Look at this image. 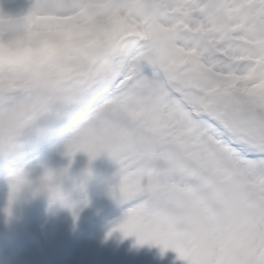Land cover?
I'll return each mask as SVG.
<instances>
[{
	"label": "snow or ice",
	"instance_id": "obj_1",
	"mask_svg": "<svg viewBox=\"0 0 264 264\" xmlns=\"http://www.w3.org/2000/svg\"><path fill=\"white\" fill-rule=\"evenodd\" d=\"M19 18L47 40L0 54L9 205L66 199L49 151L104 154L126 205L110 231L185 264H264V0H32Z\"/></svg>",
	"mask_w": 264,
	"mask_h": 264
},
{
	"label": "rangeland",
	"instance_id": "obj_2",
	"mask_svg": "<svg viewBox=\"0 0 264 264\" xmlns=\"http://www.w3.org/2000/svg\"><path fill=\"white\" fill-rule=\"evenodd\" d=\"M31 4L32 0H0V16H22ZM45 156L47 160L40 163L58 178L66 203L52 201L47 191L33 195L21 189L9 205L4 173L0 177V264H185L171 249L161 253L157 245H138L134 236L110 231L126 209L109 195L116 173L111 159L101 154L89 162L86 154L77 153L69 163L62 149ZM41 174L37 167L30 179L35 181Z\"/></svg>",
	"mask_w": 264,
	"mask_h": 264
},
{
	"label": "clouds",
	"instance_id": "obj_3",
	"mask_svg": "<svg viewBox=\"0 0 264 264\" xmlns=\"http://www.w3.org/2000/svg\"><path fill=\"white\" fill-rule=\"evenodd\" d=\"M47 40L46 36L36 34L19 17H4L0 21V54L15 61H23L39 44ZM52 201H62L49 195Z\"/></svg>",
	"mask_w": 264,
	"mask_h": 264
}]
</instances>
